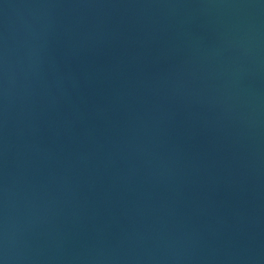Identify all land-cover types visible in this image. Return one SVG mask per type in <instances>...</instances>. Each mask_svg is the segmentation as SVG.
<instances>
[{"label": "water", "instance_id": "water-1", "mask_svg": "<svg viewBox=\"0 0 264 264\" xmlns=\"http://www.w3.org/2000/svg\"><path fill=\"white\" fill-rule=\"evenodd\" d=\"M0 264H264V0H0Z\"/></svg>", "mask_w": 264, "mask_h": 264}]
</instances>
